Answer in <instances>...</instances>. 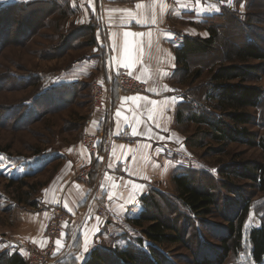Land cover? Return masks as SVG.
I'll list each match as a JSON object with an SVG mask.
<instances>
[{
  "label": "rangeland",
  "instance_id": "obj_1",
  "mask_svg": "<svg viewBox=\"0 0 264 264\" xmlns=\"http://www.w3.org/2000/svg\"><path fill=\"white\" fill-rule=\"evenodd\" d=\"M203 2L208 6L205 11H194L207 13L201 15H205L208 29L213 26L217 30V38L208 54L189 57L191 71L200 70L201 77L186 80L180 67L175 83L186 104L185 116L188 117L191 110L212 120L224 115L215 110L214 103L205 99L211 83L209 69L227 64L228 59L239 64L235 57L228 58L226 53L234 52L248 42L264 49V0H231V6L228 0ZM68 4L69 0H0V204L14 202L17 210L31 207L25 202L17 203V195L9 185L21 182L23 192H28L30 185L43 187L62 162V159L57 160V155L64 152L67 156L71 148L73 151L80 144L83 147L82 137L93 112L92 85L99 72L105 75L99 68L104 63V46L98 47L95 40L93 45L87 46L85 36L76 34H80L78 28L85 25H79L75 15L83 11L80 7L70 8ZM213 5L219 11L214 10ZM10 6L14 8L4 13L3 8ZM94 24L93 20L90 25ZM260 63L249 60L245 64L256 66ZM254 78L257 79L246 85L264 91V68ZM107 82H113L112 78ZM242 112L252 118V122L245 125L248 131L257 138H264V98L256 108ZM176 128L184 137L185 147L176 153L169 150V156L181 161L175 172L193 174L192 179L201 189L213 188L216 196L213 213L200 217L191 214L176 198L171 182L157 187L148 196L153 197L159 207L146 211L149 215L160 216L167 225L180 232L182 242L153 245L141 228L130 222L117 236L114 234L97 246L106 264H120L113 256L115 250L131 251L137 259L134 264H157L158 259L160 264L213 260L220 253V240L225 237L232 213L242 196L250 198V209L241 249L236 255L230 254L224 264H256L250 256L248 233L259 228L264 220V193L257 192L251 182L238 179L235 174L245 165L263 161L261 148L240 144L223 147L205 134L207 127H198L186 118ZM195 140L200 142L199 146L189 147L188 144ZM33 197L35 199V193L30 194L28 203ZM15 211H4L0 206V232L3 235L7 234L1 228L3 221L15 218ZM142 211L140 205L138 213ZM50 220L51 216L45 228L43 246L32 243L41 250L47 245ZM66 228L67 225L61 241L65 240ZM176 234L170 232L172 236ZM57 250L56 245L49 262L53 261ZM260 264H264V260Z\"/></svg>",
  "mask_w": 264,
  "mask_h": 264
},
{
  "label": "crops",
  "instance_id": "obj_2",
  "mask_svg": "<svg viewBox=\"0 0 264 264\" xmlns=\"http://www.w3.org/2000/svg\"><path fill=\"white\" fill-rule=\"evenodd\" d=\"M68 6L82 9L75 15L79 25L95 21L94 40L105 49L99 68L106 75L111 108L108 113L91 112L86 126L90 133L104 134L102 156L93 164L94 181L87 186L75 179L76 171L91 161L80 144L71 148L70 155H57L62 162L35 194L37 209L17 210L11 201L0 204L4 211L16 210L15 218L3 221L1 228L7 234L0 232V255L16 253L22 258L25 245L43 246L52 209L59 207L68 213L65 240L57 245L49 264H83L94 248L130 225L129 219L139 214L141 197L171 182L181 161L169 156V150L176 153L185 147L176 128L177 110L185 101L176 89L174 49L179 45L173 38L209 37L205 15L194 11L208 7L203 0H69ZM153 15L156 23L151 22ZM125 32L133 35L125 37ZM119 69L144 83L145 91H115ZM111 78L113 82H107Z\"/></svg>",
  "mask_w": 264,
  "mask_h": 264
},
{
  "label": "trees",
  "instance_id": "obj_3",
  "mask_svg": "<svg viewBox=\"0 0 264 264\" xmlns=\"http://www.w3.org/2000/svg\"><path fill=\"white\" fill-rule=\"evenodd\" d=\"M11 8L14 7L3 8L6 11L4 13H7V10L9 11ZM65 14L64 16H66ZM78 29L80 34H76L85 36L87 46L93 45V25L89 24ZM208 30V38L184 37L183 44L174 49L177 64L174 78L180 67H182L186 80L188 78L198 79L201 77L200 70L191 71L188 60L192 55L208 54L213 49L218 32L213 26H210ZM226 55L228 58L235 57L239 64L232 63L231 59H228L227 64H220L215 69L210 68L211 83L205 95V99L209 103H214L215 110L220 111L224 117H216L211 120L199 113H193L191 110L188 112L189 116L186 117V104L183 103L179 105L177 110L176 125L182 124L186 118L188 122L198 127H207L208 131L205 134L223 147L227 144H240L250 148H261L264 154V138H257L254 133L248 131L245 125L250 124L252 118L242 112L247 108H256L263 101L264 91L255 86L246 85V83L256 80L257 78L254 77L258 72H261V68H264L262 66L264 65L262 64L264 62V49L248 42L246 45L236 49V51L226 53ZM249 60H257L261 63L256 66L245 64ZM234 81L238 82L232 83ZM182 82L185 81L182 80ZM114 90H118L115 82ZM112 94L115 96L114 91ZM187 144L186 146L189 145V147H197L200 142L195 140L192 144ZM38 152L36 149L35 153L38 154ZM219 172L223 174V170ZM191 175L193 176L189 172H175L173 174L171 184L174 186L175 196L191 214L197 217L211 215L216 206V196L213 188H199ZM235 175L238 179L251 182L252 187L257 192L264 193V160L245 165ZM20 183L9 185L17 195L15 201L21 204L25 202L31 208H37L38 204L34 197L30 203H28V197L31 193L36 194L38 188H41L42 185H30L28 187L29 191L23 192L24 185ZM223 184L226 188V183ZM140 203L143 206V211L138 216L131 217L128 221L129 223L132 222L134 226L140 227L141 232L153 245H173L182 242L180 232L176 231L174 227L167 225L160 216L149 215L146 211V209H151L152 207L158 209L159 204L153 197L143 196L140 198ZM249 209L250 198L247 196L240 197L237 202V209L232 213V220L226 228V235L220 240V253L213 260L198 259L193 264H224L230 254L236 255L241 249L245 220ZM171 231L177 234L172 236L170 235ZM248 242L252 261L256 264L262 263L264 260V220L261 221L259 228L250 230ZM113 256L120 264H134L137 262L135 255L129 250H115ZM160 263L161 261L158 259L157 264ZM0 264H27V262L25 258L14 253L10 256L1 254ZM83 264H106V262L102 252L96 247Z\"/></svg>",
  "mask_w": 264,
  "mask_h": 264
},
{
  "label": "built area",
  "instance_id": "obj_4",
  "mask_svg": "<svg viewBox=\"0 0 264 264\" xmlns=\"http://www.w3.org/2000/svg\"><path fill=\"white\" fill-rule=\"evenodd\" d=\"M173 43L176 45L183 44L182 37H174ZM116 87L120 92L124 93H142L145 91V84L137 81L124 70H117L115 73ZM92 110L95 112L108 113L111 108L112 97L109 87L105 82L103 75L96 78L92 85ZM89 123V120L88 122ZM104 140V134L101 131L90 133L85 130L82 137V145L88 156L91 158L90 164L77 170L75 179L83 185L89 186L92 182L91 174L93 171V164L97 163L102 156L101 144ZM99 216L103 213L100 211ZM50 226L47 230V245L45 250H41L36 245L30 243L24 248V258L27 264H49V257L56 250L57 240L61 242L63 239V232L69 221V215L63 209L56 207L51 210ZM51 255V256H50Z\"/></svg>",
  "mask_w": 264,
  "mask_h": 264
},
{
  "label": "snow or ice",
  "instance_id": "obj_5",
  "mask_svg": "<svg viewBox=\"0 0 264 264\" xmlns=\"http://www.w3.org/2000/svg\"><path fill=\"white\" fill-rule=\"evenodd\" d=\"M197 2H199V0H197ZM90 3H91V0H90ZM228 4H229V6H231V0H228ZM137 7L139 8V7H142L140 4H137ZM213 8H214V10H216V11H219V9L218 8H216L214 5L212 6ZM161 10H163V5H161ZM129 14H131V13H129ZM139 22V21H138ZM151 22L152 23H156V19H155V16L153 15V17H152V20H151ZM130 35H133L132 33H127V32H125L124 33V36L125 37H127V36H130ZM125 43H127V41H125ZM166 87V86H165ZM150 103H152V104H155V101H151ZM117 115H120V113L119 112H117ZM133 134H135V129H133ZM114 187H115V185H113ZM140 186H136V185H133V188H139ZM57 245H60V241L59 240H57ZM87 242L85 243V248H84V251L85 252H87Z\"/></svg>",
  "mask_w": 264,
  "mask_h": 264
}]
</instances>
